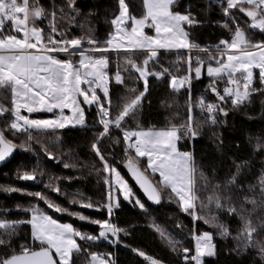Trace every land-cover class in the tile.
Segmentation results:
<instances>
[{
  "label": "trees",
  "instance_id": "trees-1",
  "mask_svg": "<svg viewBox=\"0 0 264 264\" xmlns=\"http://www.w3.org/2000/svg\"><path fill=\"white\" fill-rule=\"evenodd\" d=\"M129 13L141 17L143 13L142 0H125ZM29 6L41 8L44 15L36 20V24L43 28L45 34L51 33V23L63 36L57 39H82L83 48L106 46L108 35L111 33V21L119 13V0H73L71 7L68 0H29ZM224 3L218 0H177L173 11L180 14H190L197 23L188 26L184 25L189 33V41L197 45L196 50L201 51L191 62L192 67L197 66V58L204 61L202 74L199 79L195 78L194 71L191 72L190 88L186 83L178 91L171 87L173 76L182 78L189 75L188 57L184 52H158V56L149 62L148 69L155 72H163L162 78L155 76L148 77L147 91L141 79H129V72L123 71L130 65L126 64L125 56H131L136 63L141 64L146 58V53L128 54H107L109 61V98L111 99V112L115 114L127 98L144 92L135 119L126 118L125 127L135 130L139 126L143 130H162L173 124L180 125L187 122L189 108L192 109L193 126L199 134L193 138L191 149L184 148L178 144L181 152H190L196 167V187L200 189L198 195L204 203L207 197L213 193L214 186L220 185V193L224 196H231V202L240 209L245 210V216H251L253 224L259 225L264 222V194L261 193L260 181L264 178V92H254L250 96V103H242L233 106L230 99L226 103L220 102L216 95L210 90L209 84L213 78L205 74V66L208 63L215 65L209 60V53L215 54L221 40L231 41L234 30L239 25L244 29L246 35L254 42L264 41V33L252 30L248 27L250 20L243 13L236 10L237 20H232L224 15ZM55 12V20L52 21L51 14ZM247 22V23H246ZM228 24V27H224ZM10 31V30H8ZM13 35H20L11 32ZM54 35V34H53ZM88 39L97 43L89 45ZM88 45H87V44ZM61 59H67L66 54H57ZM77 61L78 56L72 57ZM120 70L125 78L121 84L114 82L115 73ZM132 76L138 73L131 71ZM224 77L216 84L217 90L223 94L227 86ZM254 88H264L257 78L253 84ZM135 88L136 93H130L129 89ZM102 101L107 102L105 97L98 93ZM203 97L207 103L220 104L226 112H215V123L207 124L197 102ZM0 103L11 107V94L7 89H0ZM86 126L77 129H62L48 131H34L35 137L27 139V133L6 132V137L20 145L27 143L31 146L30 151L13 150L8 160L0 167V186H13L22 189L24 192H40L67 212L57 213L49 209L43 200L35 196L25 195L22 192H6L0 190V220L19 221L30 219V213L24 209L33 205L39 206L60 223H70L82 233L92 235L99 234V226L81 221L69 212L82 213L87 217L98 220L109 219L107 209L100 211L95 209L81 208L79 204H73V198L91 201L93 204L103 205L107 203V173L103 171V164L93 150V143L97 139L103 127L98 120V110L95 107H84ZM51 117L47 114L33 115L34 119H46ZM9 113L0 117V128H4ZM116 139L122 141V132L112 128L111 135L104 137L98 145L101 148L108 162L113 165L125 178L132 188L135 197L144 203L146 211L141 210L134 202L130 205L125 203L119 196L120 206L114 208L111 221L119 228L125 230L119 233V243H109L105 240L82 241L77 238L82 248L87 249L85 253L74 254L75 264H89L88 253L98 255L111 254L114 264H149V261L137 254L133 249L144 252L160 264H193L191 259H184V249H189V257L194 254V239L207 232L212 235V243L215 245V255L204 256L203 264H264L262 256L256 247H243V241L236 237L243 228V222L235 214L229 215L226 211L214 210L219 223L225 224L230 235L222 238L219 230L204 220H194L193 217L178 205L175 196L169 189L160 185L158 175L146 171V175L161 190L162 198L159 204L149 201L131 181L127 168H124L131 157L133 162L140 169H147L145 159L135 157V152H125L123 142L116 143ZM47 153H51L56 159H49ZM68 164L69 167L64 165ZM37 169L42 172L36 181H24L17 179V173ZM239 168V172L237 169ZM203 173V177L200 176ZM235 176V184L229 181ZM52 183L59 186L63 195L45 187ZM207 182V183H206ZM240 185L241 187H237ZM255 198L256 206L245 200ZM199 204V201L197 202ZM196 212L201 214L197 207ZM203 214H207L206 212ZM153 225L159 226L168 236L178 241L176 250L163 239ZM127 233V234H125ZM261 241H264V228L255 234ZM10 240V248L0 247V255H11L12 251L19 253L21 245H31L38 250L39 245L34 244L31 238V227L28 224H20L15 235L6 237ZM112 239V238H110Z\"/></svg>",
  "mask_w": 264,
  "mask_h": 264
},
{
  "label": "snow or ice",
  "instance_id": "snow-or-ice-1",
  "mask_svg": "<svg viewBox=\"0 0 264 264\" xmlns=\"http://www.w3.org/2000/svg\"><path fill=\"white\" fill-rule=\"evenodd\" d=\"M177 0H143L145 12L141 18H137L129 13L128 5L125 0H119L120 13L112 24L116 27V33L111 39L106 41V46H97L83 49L82 39H57L63 36L55 23H51V33L45 34L43 28L36 24V20L44 15L41 8L29 6V0H0V89H7L11 94V107H6L0 103V117L9 113L11 119L7 121L4 128H0V161H4L10 156L17 147L25 151H30L31 146L27 143L17 145L9 140L5 133L12 132L27 133L30 141L35 137L34 131L47 129L64 128L69 123L72 126L85 124L84 109L81 103L89 106L95 104L98 109L100 123L103 130L98 133L96 141L93 143V150L103 164V171L109 175H114L115 188L110 189L107 196V203L103 205L93 204L91 201L73 198V204H79L81 208L95 209L100 211L107 209L109 219L98 220L85 216L82 213L69 212L81 221H87L99 226V234L92 235L82 233L70 223H60L39 206L33 205L24 211L30 213V219L19 221L0 220V247L10 248V240L6 237L15 235L20 224L31 226V238L34 244L39 245V249H34L31 245H21L19 253L12 251L11 255H0V264H75L74 254L79 255L88 250L82 248L77 238L82 241L105 240L109 243H119V233L125 231L111 221L114 208L120 206L119 196L125 201L138 205L141 210H145V205L140 201L129 184L123 179L121 173L111 165L106 159L100 147V141L104 137L111 135V129H119L122 132V141L116 139V143L127 145L125 152L134 149L135 157L147 158V169H140L133 163L130 157L128 169L133 179L139 184L146 194L148 200L159 204L162 198L161 190L145 174L148 169L153 175L160 177L159 184L165 189H170L175 194L181 210L191 215L194 220H204L205 223L214 225L222 238H227L230 233L225 224L219 223L214 210L226 211L229 215L235 214L243 222V228L236 237L243 241L245 249L249 247L258 248L260 254L264 256V241H261L255 234L264 228V222L254 225L251 216H245V210L241 206L238 209L232 202L231 196H224L220 193V185H215L213 193L207 197L204 203L198 195L200 189L196 187V167L192 155L188 152L178 150L177 143L184 139L195 138L199 132L193 126L192 109L189 108L187 122L184 124H173L162 130H143L139 126L135 130L127 129L124 125L126 118L135 119L144 92H139L127 98L119 110L113 114L111 112V99L108 97V74L104 71L108 66V57H95L87 53L123 51L125 53H146V58L142 65L136 63L131 56H125L127 65L131 71L138 73L132 76L128 67L123 71L129 72V79H142L147 91L148 77L155 76L162 78L163 72L150 71L149 62L158 56L159 50H171L178 48H196L197 45L189 41V33L184 25L191 26L197 21L190 14H180L173 11V6ZM224 3V0H218ZM73 0H68L71 7ZM224 15L236 23V10L249 18L248 27L264 33V0H226L223 7ZM52 21L55 20L56 13L51 14ZM130 21V25H129ZM10 22V31L5 29V23ZM247 23V22H246ZM125 25H129L125 27ZM224 27H228L225 24ZM154 29L155 35L147 34L144 29ZM11 32L20 34L13 35ZM54 34V35H53ZM115 41V43H114ZM89 45L97 42L88 39ZM223 48L217 46L215 54L209 53V60L214 61L207 64V75L212 79L209 84L210 90L216 95L217 99L226 103L230 99L233 106H238L248 100L254 92H264V88H254L253 69H259L260 83L264 85V41L254 42L250 34L246 35L244 29L239 25L234 30L231 41L221 40ZM206 51V49H200ZM56 53H64L67 59H61ZM79 56L78 61H73L72 57ZM197 66L192 67L189 58V75L182 78L175 76L171 79V87L174 90L184 87L187 83L190 88L191 72L194 71L195 78L199 79L202 74L204 61L197 58ZM239 74V75H237ZM227 77V85L221 94L216 84L218 81ZM115 82L121 84L124 77L120 70L115 73ZM101 89L107 98L105 102L97 95L96 89ZM243 89V91H241ZM130 93H136L135 88L129 89ZM83 98L82 102L80 98ZM201 111L210 114L212 123H215V116L211 114L219 111L227 115V112L217 103H207L203 97L197 102ZM68 109L72 115L64 114ZM22 110L29 115H23ZM59 111V115L54 119H34L30 118L34 112ZM133 138H135L133 140ZM49 159H56L51 153H47ZM66 168L68 164L64 165ZM239 172V168L237 169ZM43 173L37 169L17 173V179L24 181H36L38 176ZM203 177V173H200ZM236 177L233 176L229 181L235 184ZM105 183H110L107 179ZM207 183V182H206ZM238 188L240 185H236ZM45 187L51 188L56 193L63 195L59 186H53L50 182ZM261 193L264 194V178L260 181ZM0 190L6 192H22L25 195L35 196L38 200H43L49 209L57 213L67 212L68 210L55 203L46 195L36 192L28 193L13 186H0ZM254 207L257 204L255 198L245 197ZM199 201V204L197 203ZM264 204V200L261 201ZM197 207L201 209V214L196 212ZM207 214H203V213ZM163 239L176 250L178 241L172 240L159 226L153 225ZM127 234V233H125ZM110 237L115 239H110ZM138 255L149 261V264H160L144 252L133 249ZM184 259L195 261V264H203V256L215 255V245L212 243V235L203 233L196 237L195 255L189 257V249L184 250ZM90 256L89 264H114L111 254L98 255L88 253Z\"/></svg>",
  "mask_w": 264,
  "mask_h": 264
},
{
  "label": "rangeland",
  "instance_id": "rangeland-1",
  "mask_svg": "<svg viewBox=\"0 0 264 264\" xmlns=\"http://www.w3.org/2000/svg\"><path fill=\"white\" fill-rule=\"evenodd\" d=\"M142 4H143V0H142ZM144 12H145V9H144V7H143V13H142V16H143V14H144ZM119 13H120V7H119ZM119 13H118V15L117 16H119ZM116 16V17H117ZM141 16V17H142ZM115 17V18H116ZM141 17H137V18H141ZM114 18V19H115ZM113 19V20H114ZM112 20V21H113ZM112 21H111V33L108 35V38H107V40H109V39H111V37L116 33V27H115V25H113L112 24ZM129 25H130V21H129ZM129 25H125V27H127V26H129ZM10 28H11V25H10V22H6L5 23V29L6 30H10ZM144 31L147 33V34H149V35H155V32H154V29H152V28H145L144 29ZM114 43H115V41H114ZM87 44V43H86ZM194 44V43H193ZM88 45V44H87ZM83 49H85V48H83ZM86 49H89V48H86ZM186 49V50H185ZM185 50V51H184ZM173 51H177V52H184V53H186V55H187V57L188 56H190V57H192V56H196L198 53H200L201 51H199V50H196V49H194V48H192V49H188V48H178V49H176V48H174V49H171V50H163V49H161V50H159V52H173ZM187 51H193V53H191L190 55H188V53H187ZM196 51V52H195ZM215 52H217V51H215ZM128 54V53H125V52H123V51H114V50H112V51H108V52H97V53H87L88 55H93V56H95V57H100V56H106L107 54ZM136 53H139V52H136ZM57 54H64V53H56L55 55H57ZM195 59H196V57H195ZM79 60V56H78V59H77V61ZM188 60H189V57H188ZM213 66H215V65H213ZM206 68H207V65L205 66V74H206V76L208 77V78H211V77H209L208 75H207V72H206ZM108 69H109V61H108V66H107V68H105L104 69V71L108 74ZM253 84L255 83V81H256V79L258 78L259 80H260V77H259V69L258 68H255V69H253ZM237 75H239V74H237ZM109 77V76H108ZM150 77V76H149ZM226 78V80H227V77H225ZM142 80V79H141ZM143 81V80H142ZM114 82H115V79H114ZM116 83V82H115ZM143 83H144V81H143ZM117 84V83H116ZM228 87H231V85H227ZM253 86V85H252ZM108 89H109V80H108ZM180 89V88H179ZM241 91H243V89H241ZM96 93H97V95H98V93H100V94H102L103 96H104V92L101 90V89H96ZM105 97V96H104ZM108 97H109V92H108ZM106 100H107V98H105ZM80 100H81V102H82V100H83V98L81 97L80 98ZM251 101H250V97H249V99L248 100H246V101H244L243 103H246V104H248V103H250ZM81 107L84 109V107H86V108H90V107H95L96 109H97V107H96V105L95 104H93V105H91V106H89V105H87V104H83V103H81ZM98 110V109H97ZM22 114L23 115H29L27 112H24L23 110H22ZM36 114H47V115H51V117H48V118H46V119H54V118H56L58 115H59V111L58 110H55L53 113H49V112H34V113H32L31 114V117L30 118H33V115H36ZM64 114L65 115H68V116H71L72 115V113H71V111H69L68 109H65L64 110ZM84 114H85V112H84ZM192 114V113H191ZM98 120H99V123H100V117H99V115H98ZM208 121V120H207ZM101 124V123H100ZM207 124H208V122H207ZM86 126V120H85V124H84V126H81V125H75V126H72V124L71 123H69L68 124V126H66V127H64V128H56V129H47V130H41V131H48V130H62V129H77V128H83V127H85ZM101 126L103 127V125L101 124ZM33 131H36V130H33ZM135 138H133V140H134ZM193 140V139H192ZM178 144H179V142L177 143V147H178ZM124 145H125V149H126V147H127V145L124 143ZM18 149V147L17 148H15V150H17ZM18 150H23L22 148L21 149H18ZM178 150H179V148H178ZM132 151H134V149H129L128 150V152H132ZM180 151V150H179ZM135 152V151H134ZM143 159H145V166L147 167V158L145 157V158H143ZM134 164H135V162H133ZM127 165H128V162H127ZM127 165L124 167V168H126L127 167ZM140 168V167H139ZM149 170V172L150 173H152L151 172V170L150 169H148ZM156 175H158V174H156ZM122 176V175H121ZM158 177H159V175H158ZM127 183H128V181L125 179V178H123ZM107 180L110 182V183H107V188H108V192H107V196H108V193H109V191H110V189H112V188H115V178H114V175H109V174H107ZM159 180H160V177H159ZM129 184V183H128ZM130 186V185H129ZM170 190V189H169ZM173 194V193H172ZM174 196H175V194H173ZM121 198H122V200L125 202V203H127V204H131V203H129L128 201H125L124 199H123V197L121 196ZM176 198V197H175ZM176 200H177V202H178V199L176 198ZM178 205H179V203H178ZM139 207V206H138ZM179 207H180V205H179ZM181 208V207H180ZM31 227V226H30ZM195 252H196V239H194V254L193 255H195ZM206 256V255H205ZM204 257V256H203ZM202 257V258H203ZM105 258H107V257H105ZM193 261V260H192ZM193 264H195V261H193Z\"/></svg>",
  "mask_w": 264,
  "mask_h": 264
},
{
  "label": "built area",
  "instance_id": "built-area-1",
  "mask_svg": "<svg viewBox=\"0 0 264 264\" xmlns=\"http://www.w3.org/2000/svg\"><path fill=\"white\" fill-rule=\"evenodd\" d=\"M191 43H193V42H191ZM196 52V51H195ZM187 53H188V55H190L191 53H193V51H187ZM189 58H191V62L192 61H194L195 60V57L194 56H192V57H190V56H188ZM203 114H204V116L207 118V120H208V125L210 126V125H212V120H211V118H210V114L209 113H207V112H204L203 111ZM212 116H215V113H213V114H211ZM180 142V145L181 146H183L184 148H189V149H191V147H192V143H193V140L192 139H189V138H184V139H182V140H180L179 141ZM110 238H112V237H110ZM112 239H115V238H112Z\"/></svg>",
  "mask_w": 264,
  "mask_h": 264
},
{
  "label": "water",
  "instance_id": "water-1",
  "mask_svg": "<svg viewBox=\"0 0 264 264\" xmlns=\"http://www.w3.org/2000/svg\"><path fill=\"white\" fill-rule=\"evenodd\" d=\"M9 156L6 157V159L4 161H0V167L3 166L5 164V162L8 160ZM127 171L129 173V177L131 179V181L137 186V188L139 189V191L147 198L146 194L144 193V191L140 188L139 184L136 182L135 179H133L131 172L129 171V169L127 168ZM148 199V198H147ZM150 201V200H149ZM152 202V201H151Z\"/></svg>",
  "mask_w": 264,
  "mask_h": 264
},
{
  "label": "crops",
  "instance_id": "crops-1",
  "mask_svg": "<svg viewBox=\"0 0 264 264\" xmlns=\"http://www.w3.org/2000/svg\"><path fill=\"white\" fill-rule=\"evenodd\" d=\"M185 50H186V49H185ZM185 50H184V51H185ZM173 52H177V51H173Z\"/></svg>",
  "mask_w": 264,
  "mask_h": 264
}]
</instances>
